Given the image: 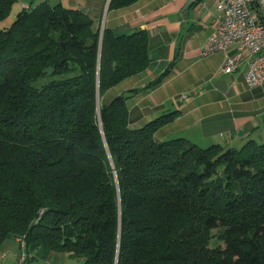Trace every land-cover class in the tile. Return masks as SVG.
Returning a JSON list of instances; mask_svg holds the SVG:
<instances>
[{"label":"trees","instance_id":"1","mask_svg":"<svg viewBox=\"0 0 264 264\" xmlns=\"http://www.w3.org/2000/svg\"><path fill=\"white\" fill-rule=\"evenodd\" d=\"M16 2L0 0V22ZM150 61L145 31L100 35L61 3L0 29V249L18 239L26 264H264V143L159 141L178 112L130 127L135 90L97 108Z\"/></svg>","mask_w":264,"mask_h":264},{"label":"crops","instance_id":"2","mask_svg":"<svg viewBox=\"0 0 264 264\" xmlns=\"http://www.w3.org/2000/svg\"><path fill=\"white\" fill-rule=\"evenodd\" d=\"M64 1L69 3L66 7L87 13L94 28L105 27L116 35L138 30L147 33L151 59L147 68L103 93L109 102L135 90L126 101L130 127L139 128L177 111L176 117L156 132L157 140L182 137L202 148L216 143L239 148L248 140L264 143V83L247 88L244 64L232 72L222 71L225 58L235 54L233 48L200 56L218 20L217 0H192L187 8L188 0H138L117 9L106 8L107 0H54L50 4L64 6ZM164 73L159 84L146 88ZM19 251L18 239L5 241L0 264H14ZM43 261L66 264L65 256L56 253Z\"/></svg>","mask_w":264,"mask_h":264},{"label":"built area","instance_id":"3","mask_svg":"<svg viewBox=\"0 0 264 264\" xmlns=\"http://www.w3.org/2000/svg\"><path fill=\"white\" fill-rule=\"evenodd\" d=\"M22 7L27 8L28 5ZM219 13L213 31L207 36L200 56L233 48L235 54L226 57L221 68L232 72L246 65L244 83L251 89L264 83V0H217ZM185 97V96H183ZM27 255L20 242L14 264H26Z\"/></svg>","mask_w":264,"mask_h":264},{"label":"rangeland","instance_id":"4","mask_svg":"<svg viewBox=\"0 0 264 264\" xmlns=\"http://www.w3.org/2000/svg\"><path fill=\"white\" fill-rule=\"evenodd\" d=\"M45 1V0H43ZM50 3H53L54 0H48ZM25 2L27 4H30L31 6H35L37 5L38 3H40V0H18V2L14 3V5L12 6L11 10H10V13L8 14V16L3 19L1 22H0V29L2 28H7L11 25V23L13 22V20L15 19V16L17 14V12L22 8L21 7V4ZM68 2V1H66ZM64 6L67 5L69 6V3H65L64 1ZM102 27H100V31H102ZM105 95L102 94L100 96V101L101 103H105ZM66 263L68 264V262L66 261ZM35 264H45V262L43 260H38L35 262Z\"/></svg>","mask_w":264,"mask_h":264},{"label":"water","instance_id":"5","mask_svg":"<svg viewBox=\"0 0 264 264\" xmlns=\"http://www.w3.org/2000/svg\"><path fill=\"white\" fill-rule=\"evenodd\" d=\"M191 2L192 0H188L184 8H187L191 4ZM108 4H109V0H107L106 8L108 7ZM101 34H102V31H100V35ZM97 108H99L98 93H97Z\"/></svg>","mask_w":264,"mask_h":264}]
</instances>
